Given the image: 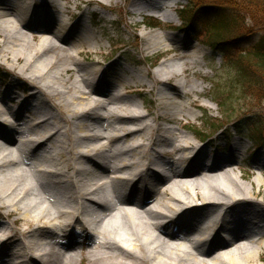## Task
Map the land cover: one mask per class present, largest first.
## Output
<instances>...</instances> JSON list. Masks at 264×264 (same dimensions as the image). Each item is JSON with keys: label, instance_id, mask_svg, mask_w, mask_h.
Returning a JSON list of instances; mask_svg holds the SVG:
<instances>
[{"label": "bare ground", "instance_id": "6f19581e", "mask_svg": "<svg viewBox=\"0 0 264 264\" xmlns=\"http://www.w3.org/2000/svg\"><path fill=\"white\" fill-rule=\"evenodd\" d=\"M59 1L0 0V59L9 68L23 62L19 74L40 91L18 109L5 103L13 89L0 92V218L12 221H0V264H245L257 257L264 217L252 234L217 237L215 208L257 205L253 184L242 181L249 172L241 140L223 155L211 150L213 140L199 145L203 139L189 136L182 122L198 118L192 106L200 101L180 98L200 94L199 85L186 88L183 80L202 76L194 68L204 53L187 54L194 42L184 37L144 33L147 53L166 58L152 72L130 67L113 86L106 76L116 66L98 69L81 58L103 49L73 44L89 36L57 18L70 15L69 0ZM178 1L135 0L133 12L151 8L168 18ZM40 3L53 5L55 16L38 11ZM148 86L160 101L157 116L126 107L138 110L144 101L127 95ZM254 167L264 175V156Z\"/></svg>", "mask_w": 264, "mask_h": 264}, {"label": "rangeland", "instance_id": "374dc122", "mask_svg": "<svg viewBox=\"0 0 264 264\" xmlns=\"http://www.w3.org/2000/svg\"><path fill=\"white\" fill-rule=\"evenodd\" d=\"M16 2H26L27 4L34 0H14ZM92 1V2H91ZM69 0L67 1L60 0L58 4L68 5L70 6L69 13H58V19L64 17L65 20H69V22L75 26L73 29L76 32L78 29L85 30L87 36L89 38L87 40H80L79 42L73 41V44H76L79 47L87 46L89 43H97L103 49V54L98 55H90L81 57L85 62L91 64L95 61L96 67L104 68L109 65H115V69L110 73L111 76L107 75L106 80L108 83H111L113 86L116 85L121 78H127L132 73L130 71V67L134 68L135 71L141 70H150L155 71L161 65V61L166 57L161 54L153 55L149 50L148 53L144 49L145 45L143 44V35L147 32H157L159 31L162 34L170 33L175 35L176 37H184L188 42L192 43L193 48L187 50V54L194 53L195 50H199L204 53V56L200 58V65L196 66L194 69L201 73L200 75H195L194 73L189 74L187 78H184V84L186 88L192 86V84L199 85L198 89L200 90V94H192V96H182L180 98L181 101L190 102L192 100L198 99L200 101V106L196 107L192 106V110H194L198 118H190L183 117L182 122L187 123L185 126L186 132L191 137H203V135H209L211 138L205 139L213 140L214 143H217V148H211V150L221 151V154L227 155L228 149H226L225 144L228 140L234 141V138H239L241 140L240 144L246 146L245 151L251 149L248 152V155L243 156L245 159L244 167L248 170V175L245 179H242L245 184L250 186L252 185L253 193L255 196V201L257 205L253 206L254 209H247L245 207H235L233 210L238 212H243L245 209V213H248L249 216H259L264 217V198L260 195H264V185L259 187L257 182L260 178L264 181V175L254 167L255 159L259 156H264V142L263 146L259 147L258 143L255 142V137L260 134H264V97H260V94L256 97L251 96L250 94H244L239 91L236 87H234L231 91V99L227 100V93H224L223 88H227L233 83V78L236 74L235 68H231L229 66H225L224 61H222V55L220 52H215L210 48V46L202 44L201 42L195 40L194 34L202 31V27L205 25L203 21L207 18L210 20H214L217 16L216 12L213 11H203L200 9V22L194 24V32L185 33L188 19H184L182 21L180 18V10L183 6L188 7L190 1L188 0H180L176 3L175 6L169 7L170 13H172L171 17L165 18L163 15L159 16L157 11H153V9H142L141 11L133 12V1L135 0ZM207 3L216 2L219 6H223L227 12H232L233 15L239 13L241 17L245 19L243 25L245 28L241 30L235 29L232 34L228 35L227 38L239 37L241 35H246L243 39L246 41L247 45H251L255 41L259 39L260 36L264 35V6L254 7V12L250 11V5L248 1L244 0H226L224 2H230V4H224L221 1L215 0H206ZM40 7L37 10L51 11V14L55 16V10L53 5H47L40 3ZM233 8V9H232ZM211 9V8H210ZM262 9V10H261ZM166 10H163V13ZM253 13V14H250ZM149 13L156 20L162 23V30L159 28H148L145 26L147 23V18L145 19V24L140 23L142 20V14ZM231 13V14H232ZM85 15L84 26L83 21L80 24L75 25L83 16ZM55 19L54 21L58 20ZM138 23V25H137ZM80 27H79V26ZM171 27V28H170ZM33 30H38L34 29ZM167 30V31H165ZM72 31V32H73ZM165 31V32H162ZM188 31V30H186ZM190 31V30H189ZM34 32V31H33ZM31 35V34H30ZM30 35H27L28 37ZM94 35V36H92ZM35 44L40 43L41 38L35 37ZM240 38V37H239ZM2 37L0 34V41ZM32 39V38H31ZM90 41V42H89ZM2 44V43H0ZM73 44H69L70 47H73ZM1 49V46H0ZM182 53V51H180ZM175 54V53H172ZM158 55V57H156ZM23 64V62H19L17 67L9 68V65L5 63L2 59H0V92H8L13 89V97L10 102L16 104V108L18 109L22 107L24 102L30 101V96L35 94L36 92L39 94L40 91L37 88H33L31 83L26 80L25 77L19 74V67ZM75 77V76H74ZM73 77V78H74ZM264 78V76H263ZM223 84V88L219 82ZM264 81V80H263ZM101 83V82H100ZM99 83V84H100ZM105 85V82L104 84ZM221 88V89H218ZM149 86L143 89V93H133L128 94L127 97L140 98L144 101V106L152 107L155 109L157 104H160L158 97L155 93L148 92ZM9 100H7V105L9 107ZM191 105V104H190ZM10 108V107H9ZM200 108V109H199ZM99 110V109H98ZM228 110L229 112L224 114V111ZM24 111H26L24 109ZM153 112V113H154ZM159 115L160 113H155ZM232 115V117L229 116ZM26 115H28L26 113ZM162 121V120H159ZM226 125L222 131L217 130L221 125ZM245 124H253V127H258V129H249L245 127ZM215 127H214V126ZM194 127V129H192ZM239 127V128H237ZM226 132V133H225ZM202 133V134H201ZM224 137L226 139H220V137ZM1 142V141H0ZM4 142V140H2ZM1 142V143H2ZM202 145V144H201ZM223 150V151H222ZM243 150V151H244ZM226 153V154H225ZM237 173L243 174L240 169L237 170ZM262 189V193L258 194V192ZM216 209V208H215ZM218 210V209H217ZM6 210H0V214ZM15 215L11 216V218H16ZM3 216V215H2ZM0 218V221L3 222L4 227L10 225L12 221L5 220ZM17 227L16 225L12 226L10 229ZM264 239V238H263ZM244 242H248L246 240H242ZM260 258V259H259ZM264 247L260 249L259 254L254 259L248 260L247 262H243L245 264H264ZM83 264H88V260L83 259Z\"/></svg>", "mask_w": 264, "mask_h": 264}, {"label": "trees", "instance_id": "16d2710c", "mask_svg": "<svg viewBox=\"0 0 264 264\" xmlns=\"http://www.w3.org/2000/svg\"><path fill=\"white\" fill-rule=\"evenodd\" d=\"M190 4L188 7L181 9L180 14L183 18L188 19V25L191 24L186 30L194 32V24L200 22L202 16H200V9L203 11H213L217 13L214 20L208 18L203 21L204 26L202 31L196 34V37L203 41L206 45L210 46L213 51L220 52L222 55V61L225 66L235 68L236 74L233 78V83L227 88H223V84L220 83L223 92L227 93V100L231 99V91L236 87L244 94H250L256 97L260 94V97H264V35L260 36L257 41L251 45H247L243 39L246 35L239 37L227 38L232 34L235 29L241 30L245 28L243 25L245 19L240 16L239 13L233 15L223 6H219L216 2L207 3L206 0H188ZM224 4H230V2H224ZM250 2L248 5L250 11L254 12V7L258 8L264 6V0H244ZM211 8V9H210ZM233 9V8H232ZM200 10V11H199ZM262 10V9H261ZM264 13V12H263ZM250 14H253L250 12ZM243 30V29H242ZM218 88V89H221ZM228 110L224 111V114L228 113ZM232 117L231 114H229ZM246 125V124H245ZM214 126V125H213ZM246 126L251 129H258L253 127V124H247ZM215 127V126H214ZM202 134V133H201ZM205 136V135H203ZM260 143L264 142V134H260L256 137Z\"/></svg>", "mask_w": 264, "mask_h": 264}]
</instances>
